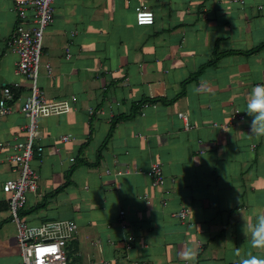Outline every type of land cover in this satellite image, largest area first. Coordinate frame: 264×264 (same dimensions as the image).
Returning a JSON list of instances; mask_svg holds the SVG:
<instances>
[{"label":"crops","instance_id":"1","mask_svg":"<svg viewBox=\"0 0 264 264\" xmlns=\"http://www.w3.org/2000/svg\"><path fill=\"white\" fill-rule=\"evenodd\" d=\"M140 4L153 12L152 25L135 24ZM53 7L39 86L47 103L74 100L67 112L37 120L39 182L22 220L74 221L69 264L264 259L251 243L264 214V136L251 135L244 113L253 87L264 84V48L252 52L264 43V0H55ZM15 24L11 1L0 0V95L10 86L12 96V112L0 117V264H22L1 191L17 176L8 157L27 122L20 107L29 82L15 73L8 45ZM234 112L243 118L230 122ZM114 118L121 119L112 129ZM153 162L162 166L161 186L152 185ZM181 209L184 221L173 216ZM188 250L194 262L182 259Z\"/></svg>","mask_w":264,"mask_h":264},{"label":"built area","instance_id":"2","mask_svg":"<svg viewBox=\"0 0 264 264\" xmlns=\"http://www.w3.org/2000/svg\"><path fill=\"white\" fill-rule=\"evenodd\" d=\"M10 1L16 24L8 45L17 55L15 73L27 79L29 90L20 107L27 120L24 127L25 138L23 141L15 140L11 144L12 153L8 157V161L16 168L17 176L5 180L1 191L6 195L10 220L15 225L16 241L20 249L22 264H69L66 248L77 234V225L74 221L54 220L40 225H29L19 215L28 197L35 194L38 188L39 176L32 168L34 155H40L42 152L41 146H35V139L38 136L37 120L41 117L67 112L69 100H74V96H71L59 102L47 103L38 81L43 36L53 20L55 0ZM234 1L243 2V0ZM149 13L150 16L147 15ZM134 16L135 24L138 26H148L154 22L153 12L144 4L134 8ZM66 52L68 53V49ZM66 57L68 58V54ZM46 68L50 70L48 65ZM11 98V87H4L0 95V117L12 112V107L9 105ZM88 112L90 115L94 113L92 109ZM242 118L241 114L234 112L230 116V122ZM71 138L72 136L67 134L61 136L60 140L66 142ZM149 174L152 185L161 186L163 184L164 175L160 163H151ZM123 214V211L119 212L121 228H125ZM173 216L184 221L187 210L181 209L173 213ZM134 240L135 237L132 235L126 237V250L131 249Z\"/></svg>","mask_w":264,"mask_h":264},{"label":"clouds","instance_id":"3","mask_svg":"<svg viewBox=\"0 0 264 264\" xmlns=\"http://www.w3.org/2000/svg\"><path fill=\"white\" fill-rule=\"evenodd\" d=\"M150 16L151 14H147ZM250 99L247 103L244 113L251 117L250 133L257 137L264 136V84H257L249 94ZM252 246L258 249H264V214L258 215L256 223L252 226ZM237 255L239 251L237 250ZM195 252L188 250L182 253V259L186 262H194ZM240 264H264V259L256 256H250L242 259Z\"/></svg>","mask_w":264,"mask_h":264},{"label":"trees","instance_id":"4","mask_svg":"<svg viewBox=\"0 0 264 264\" xmlns=\"http://www.w3.org/2000/svg\"><path fill=\"white\" fill-rule=\"evenodd\" d=\"M262 48H264V43L261 44V45H259V46H257L252 52H254V51H258V50H260V49H262ZM120 119H121V118H114V119L112 120V124H111V128H112V129H113V127L115 126L116 122H118Z\"/></svg>","mask_w":264,"mask_h":264},{"label":"rangeland","instance_id":"5","mask_svg":"<svg viewBox=\"0 0 264 264\" xmlns=\"http://www.w3.org/2000/svg\"><path fill=\"white\" fill-rule=\"evenodd\" d=\"M14 225V224H13ZM14 227H15V225H14Z\"/></svg>","mask_w":264,"mask_h":264}]
</instances>
